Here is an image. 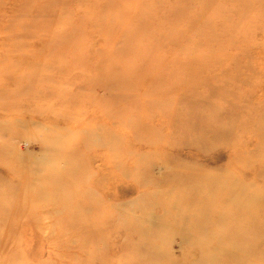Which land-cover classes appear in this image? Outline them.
Wrapping results in <instances>:
<instances>
[{
	"label": "rangeland",
	"instance_id": "1",
	"mask_svg": "<svg viewBox=\"0 0 264 264\" xmlns=\"http://www.w3.org/2000/svg\"><path fill=\"white\" fill-rule=\"evenodd\" d=\"M0 264H264V0H0Z\"/></svg>",
	"mask_w": 264,
	"mask_h": 264
}]
</instances>
